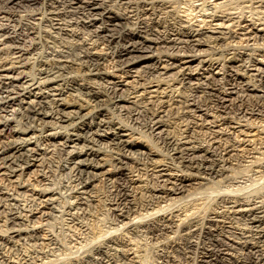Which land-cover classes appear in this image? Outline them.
<instances>
[{
  "label": "bare ground",
  "instance_id": "bare-ground-1",
  "mask_svg": "<svg viewBox=\"0 0 264 264\" xmlns=\"http://www.w3.org/2000/svg\"><path fill=\"white\" fill-rule=\"evenodd\" d=\"M232 1L264 4L0 0V264H264V23Z\"/></svg>",
  "mask_w": 264,
  "mask_h": 264
},
{
  "label": "rangeland",
  "instance_id": "rangeland-1",
  "mask_svg": "<svg viewBox=\"0 0 264 264\" xmlns=\"http://www.w3.org/2000/svg\"><path fill=\"white\" fill-rule=\"evenodd\" d=\"M231 2V1H230ZM230 2H229V4L228 5H231L232 7H228L229 8V10L231 11V12H234V15L236 14V16L238 15V16H240V15H242V14H251L250 16L252 17V19L253 20H255V21H258V22H260V23H264V4H261V5H255V4H248V3H242V2H234V1H232V3L230 4ZM198 2H190V3H186L185 5H184V7H183V11H184V13L186 12V11H188V12H186V13H188V16L190 15V17L192 16V17H198ZM243 4V5H242ZM186 6V7H185ZM193 7V8H192ZM198 8V9H197ZM241 8V9H240ZM186 9V10H185ZM191 9V10H190ZM196 9V10H195ZM234 9V10H233ZM250 9V10H249ZM247 10V11H246ZM249 10V11H248ZM240 11V12H239ZM243 11V12H242ZM193 13V15H192V13ZM185 13V14H186ZM196 14V15H195ZM259 14V15H258ZM263 17V18H262ZM262 21V22H261ZM262 42L264 41V38L261 40ZM264 43V42H263Z\"/></svg>",
  "mask_w": 264,
  "mask_h": 264
}]
</instances>
